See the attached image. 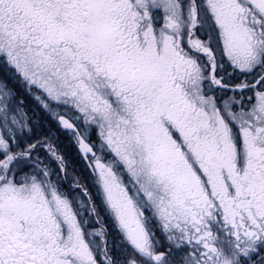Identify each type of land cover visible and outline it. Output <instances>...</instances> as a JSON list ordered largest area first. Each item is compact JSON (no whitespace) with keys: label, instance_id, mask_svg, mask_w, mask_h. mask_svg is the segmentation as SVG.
Here are the masks:
<instances>
[{"label":"snow or ice","instance_id":"1","mask_svg":"<svg viewBox=\"0 0 264 264\" xmlns=\"http://www.w3.org/2000/svg\"><path fill=\"white\" fill-rule=\"evenodd\" d=\"M0 264H264V0H0Z\"/></svg>","mask_w":264,"mask_h":264}]
</instances>
